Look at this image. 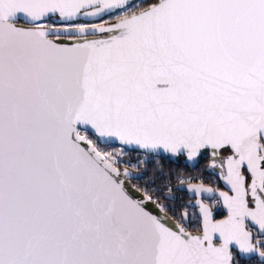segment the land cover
I'll use <instances>...</instances> for the list:
<instances>
[{"label":"snow or ice","instance_id":"6c2138e0","mask_svg":"<svg viewBox=\"0 0 264 264\" xmlns=\"http://www.w3.org/2000/svg\"><path fill=\"white\" fill-rule=\"evenodd\" d=\"M0 264H264V0H0Z\"/></svg>","mask_w":264,"mask_h":264},{"label":"flooded vegetation","instance_id":"af4514ba","mask_svg":"<svg viewBox=\"0 0 264 264\" xmlns=\"http://www.w3.org/2000/svg\"><path fill=\"white\" fill-rule=\"evenodd\" d=\"M125 159H128V157H125ZM137 159L138 158L135 155H133L132 161H135ZM167 161L169 163H166L163 167L160 164L157 165L155 163V161L150 162L148 165L141 164L139 170H143L145 167H147V169H148L147 175L149 177H151L153 175V169H159L161 167H162V170L164 171L165 174L169 173L170 171L173 172V173L182 172L184 176H189V175L195 176L197 174L196 172L191 171L190 167L186 166V164H185V162L183 160H181V162H179V163L170 162L169 160H167ZM160 182L161 181H159V183ZM163 183H168V182L166 180H164ZM170 186L172 188L180 187V185L178 184V182L175 179H173V181L171 182ZM173 194L177 198V205H179L182 202H185V203L187 202L185 193L174 192Z\"/></svg>","mask_w":264,"mask_h":264},{"label":"trees","instance_id":"16d2710c","mask_svg":"<svg viewBox=\"0 0 264 264\" xmlns=\"http://www.w3.org/2000/svg\"><path fill=\"white\" fill-rule=\"evenodd\" d=\"M166 163H169L167 160H161L160 165L163 167ZM159 183V180H158Z\"/></svg>","mask_w":264,"mask_h":264},{"label":"water","instance_id":"95a60500","mask_svg":"<svg viewBox=\"0 0 264 264\" xmlns=\"http://www.w3.org/2000/svg\"><path fill=\"white\" fill-rule=\"evenodd\" d=\"M169 161H170V162H175V161H171V160H169ZM256 258H257V259H259V257H258V256H257ZM242 259H243V258H242Z\"/></svg>","mask_w":264,"mask_h":264},{"label":"rangeland","instance_id":"374dc122","mask_svg":"<svg viewBox=\"0 0 264 264\" xmlns=\"http://www.w3.org/2000/svg\"><path fill=\"white\" fill-rule=\"evenodd\" d=\"M133 163H135L136 162V160L135 161H132Z\"/></svg>","mask_w":264,"mask_h":264}]
</instances>
